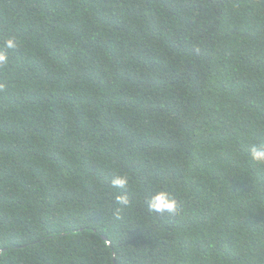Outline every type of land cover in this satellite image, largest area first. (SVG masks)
I'll use <instances>...</instances> for the list:
<instances>
[{"label":"trees","instance_id":"16d2710c","mask_svg":"<svg viewBox=\"0 0 264 264\" xmlns=\"http://www.w3.org/2000/svg\"><path fill=\"white\" fill-rule=\"evenodd\" d=\"M11 37L0 264H264V0H0Z\"/></svg>","mask_w":264,"mask_h":264},{"label":"clouds","instance_id":"9594fccd","mask_svg":"<svg viewBox=\"0 0 264 264\" xmlns=\"http://www.w3.org/2000/svg\"><path fill=\"white\" fill-rule=\"evenodd\" d=\"M17 46V40L14 37L5 38L3 50H0V69L7 67L8 55L7 52ZM248 158L250 162L260 166H264V143H250L248 148ZM130 184V177L127 174L119 173L113 175L111 185L113 189L127 190ZM116 203L119 205L117 212L128 208L130 201L127 196H116ZM147 211L157 215H178L182 209L178 205L177 200L167 190H156L154 194L146 196L144 199Z\"/></svg>","mask_w":264,"mask_h":264},{"label":"water","instance_id":"95a60500","mask_svg":"<svg viewBox=\"0 0 264 264\" xmlns=\"http://www.w3.org/2000/svg\"><path fill=\"white\" fill-rule=\"evenodd\" d=\"M104 239H106L105 237H104ZM107 240V239H106ZM2 253V250H0V254Z\"/></svg>","mask_w":264,"mask_h":264}]
</instances>
